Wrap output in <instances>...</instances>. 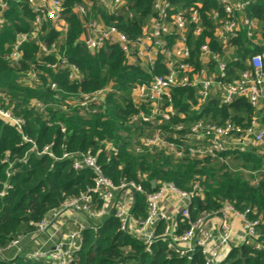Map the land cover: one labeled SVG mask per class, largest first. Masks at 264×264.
<instances>
[{
    "label": "trees",
    "instance_id": "16d2710c",
    "mask_svg": "<svg viewBox=\"0 0 264 264\" xmlns=\"http://www.w3.org/2000/svg\"><path fill=\"white\" fill-rule=\"evenodd\" d=\"M247 1L249 6L245 13L258 23L254 36L257 44L244 33L231 42L234 47L231 58L235 57L237 61L223 58L227 60L228 80L249 68L250 56L264 53V0ZM153 2L126 0L116 17L107 12L106 4L95 0H67L64 13L69 27L64 39L57 41L59 34L51 30L49 24L43 28L45 34L39 39L48 46L56 43L58 53L79 69L81 81L70 82L66 74H55L44 67L56 58L43 55L33 42L23 44L18 63L9 60L16 36L30 31L32 15L25 5L8 1L6 23L0 26V104L10 108L15 117L23 119L24 125L17 132L0 121V191L7 186L4 195L0 196V264H48L28 259L29 246L6 247L19 236H30L36 224L58 211L64 200L76 198L92 187L91 172L74 170L72 160L62 159L65 153L95 155L103 175L113 184L121 181L138 183L147 193H152L162 183H170L185 193L197 185L202 196L199 201L192 200L189 208L192 221L203 212H218L225 201L240 211L254 209L256 214L249 218L260 221L257 227L260 238L232 248L221 264H264V156L256 149L245 153L233 151L226 155L227 162L221 163L187 156L176 159L158 150L136 153V143L141 136L150 133L151 128L129 122L137 111L131 101V89L147 82L150 73L138 65L128 64L118 45H106L91 53L81 41L85 24L92 20L115 26L128 39L134 40L149 21ZM195 3L201 5L199 17L203 30L197 37L192 36L190 30L187 37L192 49L191 62L198 69L199 50L203 44L207 43L216 53L222 52L220 41L213 34L215 25L208 17L217 9L214 0H173V4L182 6ZM74 5L85 6L86 14L79 16L70 12ZM32 66L39 72L40 84L31 88L24 78ZM210 67L213 69L214 64ZM48 79L57 83V91L49 88ZM102 89H108V92L100 106L91 103L82 109L78 105L76 99L80 94ZM66 93L72 94L75 100H67ZM172 98L178 116L170 126L181 123L188 128L199 120L215 124L229 120L244 129L256 118L264 127V101H260L255 109L247 98L235 96L229 104L221 105L216 94L194 110L191 107L196 104L195 90L174 89ZM173 133L171 130L170 134ZM176 133L184 135L185 131ZM24 137L30 143L24 141ZM45 147L49 148L53 158L41 153ZM151 181H155L154 188ZM135 197L133 215L143 219L146 216L145 197L139 194ZM83 218L86 223L81 230L83 246L73 264H204L200 254L191 261L179 258L161 240H157L147 253L141 242L118 230L112 216L100 220H92L86 215ZM93 227L98 228L94 230ZM186 227L188 224L184 222L179 231ZM164 229L165 225H159L157 233H163Z\"/></svg>",
    "mask_w": 264,
    "mask_h": 264
},
{
    "label": "built area",
    "instance_id": "2783aa9c",
    "mask_svg": "<svg viewBox=\"0 0 264 264\" xmlns=\"http://www.w3.org/2000/svg\"><path fill=\"white\" fill-rule=\"evenodd\" d=\"M8 1L25 5L32 15L30 31L16 36L9 60L18 63L22 58L23 44L33 42L43 55H53L56 58L53 63H45V68L55 74H66L70 82H80L81 72L58 53L56 43L48 46L39 39L40 35L45 34L43 28L47 24L59 34L57 41L64 39L69 27L64 13V3L67 0H0V26L6 23ZM95 1L106 4L107 12L116 17L126 4V0ZM214 2L217 9L208 17L215 25L213 34L220 41L222 54L212 51L207 43L203 44L199 50L198 69L191 62L192 49L188 45L187 36L190 30L195 37L202 33L199 3L182 6L173 4V0H154L149 21L134 40L128 39L115 26L106 25L101 20L85 24L81 41L89 52L99 51L106 45H118L128 64L138 65L150 73L151 78L147 82L136 84L131 89V101L137 111L129 122L151 128L150 133L139 138L134 147L136 153L158 150L176 159L187 156L192 159L209 158L221 163H226V155L233 151L245 153L249 149H256L257 153L264 156V127L256 118L251 119L244 129L229 120L221 124L199 120L191 123L188 128L181 123L170 126L178 116L172 98L174 89L195 90L196 104L191 107L194 110H198L208 98L216 94L221 105L229 104L235 96L247 98L255 109L259 107L260 101H264V53L250 56L249 68L231 80L227 79V60L223 59L227 57L231 62L237 61V58H231L234 51L231 42L240 33L257 44L254 36L258 31V23L245 13L249 1ZM70 12L84 16L86 9L83 5H74ZM129 17L131 18V14ZM212 63L213 69L210 67ZM158 67H161V72ZM24 82L31 88L40 84L39 72L33 66ZM47 85L53 91L58 90L57 83L50 79ZM107 92L108 89H102L90 94H80L76 101L82 109L91 103L98 107ZM66 96L70 102L75 100L72 94L66 93ZM32 103L41 107L37 102ZM0 121L17 132L24 125L23 119L15 117L10 108H4L1 104ZM166 125L170 127L164 129ZM171 130L175 133L170 134ZM61 131L64 132V129ZM182 131H185L184 135L176 133ZM23 139L30 143L25 137ZM41 153L53 158L48 147L43 148ZM62 159L72 160L74 170H89L92 174V187L76 198L64 200L58 211L36 224L30 236H19L6 249H18L23 244L29 246L30 237L43 236V247L34 252L29 251L28 259L48 264H73L83 246V227L76 218L83 215L92 220L112 216L117 221L118 230L141 242L147 253H150L157 240H161L179 258L191 261L196 254H200L204 264H221L232 248L260 238L257 233L260 221L249 218L256 211L251 208L237 210L227 201L222 203L218 212H203L192 221L189 212L192 200L196 198L199 201L202 196V190L197 185L191 192L185 193L170 183H162L152 193H147L138 183L121 181L113 184L103 175L95 155L65 153ZM6 188L4 186L0 191V196L4 195ZM136 194L145 197L146 216L143 219H137L133 215ZM184 222L188 227L179 231ZM161 224L165 225V229L158 234L157 229ZM93 228L96 230L98 227ZM257 248L260 249L261 246L257 245Z\"/></svg>",
    "mask_w": 264,
    "mask_h": 264
},
{
    "label": "rangeland",
    "instance_id": "374dc122",
    "mask_svg": "<svg viewBox=\"0 0 264 264\" xmlns=\"http://www.w3.org/2000/svg\"><path fill=\"white\" fill-rule=\"evenodd\" d=\"M76 220H77V222L79 223L80 226L84 227L86 225L83 216H77ZM44 242H45V239H43V236H33V237H30V239H29V248H30V251L34 252L35 250L43 247V243ZM24 246L26 247L28 245L25 244Z\"/></svg>",
    "mask_w": 264,
    "mask_h": 264
},
{
    "label": "water",
    "instance_id": "95a60500",
    "mask_svg": "<svg viewBox=\"0 0 264 264\" xmlns=\"http://www.w3.org/2000/svg\"><path fill=\"white\" fill-rule=\"evenodd\" d=\"M92 52V50H90ZM151 185L154 188L155 187V181H151Z\"/></svg>",
    "mask_w": 264,
    "mask_h": 264
}]
</instances>
